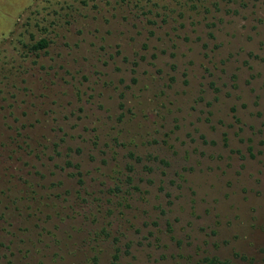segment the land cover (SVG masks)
I'll return each mask as SVG.
<instances>
[{
  "label": "rangeland",
  "instance_id": "rangeland-1",
  "mask_svg": "<svg viewBox=\"0 0 264 264\" xmlns=\"http://www.w3.org/2000/svg\"><path fill=\"white\" fill-rule=\"evenodd\" d=\"M209 259L264 264V0H0V264Z\"/></svg>",
  "mask_w": 264,
  "mask_h": 264
},
{
  "label": "trees",
  "instance_id": "trees-1",
  "mask_svg": "<svg viewBox=\"0 0 264 264\" xmlns=\"http://www.w3.org/2000/svg\"><path fill=\"white\" fill-rule=\"evenodd\" d=\"M34 47L37 48V47H39V45L36 44ZM208 264H228V263L222 262V261H216V260H213V259H209L208 260Z\"/></svg>",
  "mask_w": 264,
  "mask_h": 264
}]
</instances>
